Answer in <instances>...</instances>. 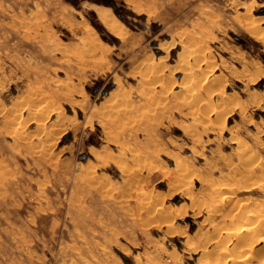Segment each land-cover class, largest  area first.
I'll use <instances>...</instances> for the list:
<instances>
[{
  "label": "rangeland",
  "instance_id": "374dc122",
  "mask_svg": "<svg viewBox=\"0 0 264 264\" xmlns=\"http://www.w3.org/2000/svg\"><path fill=\"white\" fill-rule=\"evenodd\" d=\"M262 215L264 0H0V264H240Z\"/></svg>",
  "mask_w": 264,
  "mask_h": 264
},
{
  "label": "bare ground",
  "instance_id": "6f19581e",
  "mask_svg": "<svg viewBox=\"0 0 264 264\" xmlns=\"http://www.w3.org/2000/svg\"><path fill=\"white\" fill-rule=\"evenodd\" d=\"M92 10L96 14L99 22L103 25V27L108 30L113 36L115 37H124L126 34V29L124 28L123 24L120 23L119 21L116 20V18L113 16V13L111 12L110 9L102 7V6H97V5H92ZM251 10V9H250ZM252 30V29H251ZM253 32V31H252ZM256 34V33H253ZM96 49V48H95ZM201 56V55H200ZM189 72V71H188ZM254 81V80H253ZM181 91V90H180ZM262 165V164H261ZM154 168V167H153ZM229 188V187H228ZM214 208V207H213ZM245 210V209H244ZM244 214V213H243ZM252 216V214H250ZM261 215V214H260ZM244 217V216H243ZM263 217V218H262ZM239 218V217H238ZM249 219V218H248ZM247 220V219H246ZM241 221V219H240ZM245 221V220H244ZM250 221H253L251 224L252 226H246V231L247 233H251L252 237H259L261 241L264 242V215L254 217L253 220L250 219ZM250 221L248 223H250ZM255 221V222H254ZM240 228V227H239ZM232 231V230H231ZM230 234V233H229ZM239 234V233H238ZM244 235V234H243ZM250 236V237H251ZM250 237L247 236L244 240L245 241V246L244 243L242 245L244 246L243 248L245 251H243V255L239 256L238 259L240 264H264V259L258 260L256 256H254L252 253H248L247 248L250 246L249 245V240ZM244 238V237H243ZM241 240V239H240ZM256 240V239H255ZM230 241V240H229ZM242 242V241H241ZM252 242V241H251ZM254 243V242H253ZM240 244V243H239ZM252 244V243H251ZM220 245V244H219ZM241 245V244H240ZM215 247V246H214ZM234 248V247H233ZM240 248V247H239ZM224 250V248L222 249ZM263 250V249H262ZM251 251V250H249ZM227 253V252H225ZM224 253V254H225ZM236 254V253H235ZM209 256V255H208ZM229 256V255H228ZM231 256V255H230ZM222 258V257H221Z\"/></svg>",
  "mask_w": 264,
  "mask_h": 264
},
{
  "label": "water",
  "instance_id": "95a60500",
  "mask_svg": "<svg viewBox=\"0 0 264 264\" xmlns=\"http://www.w3.org/2000/svg\"><path fill=\"white\" fill-rule=\"evenodd\" d=\"M107 7H108V6H107ZM109 7L112 8V9L114 10L116 16H117L119 19H121V20L123 19V16L118 15V13H117L118 9H117V7L115 6V4H114L113 2H110Z\"/></svg>",
  "mask_w": 264,
  "mask_h": 264
}]
</instances>
